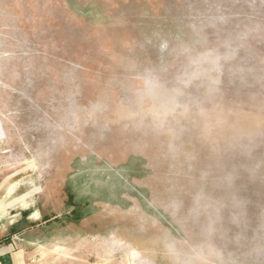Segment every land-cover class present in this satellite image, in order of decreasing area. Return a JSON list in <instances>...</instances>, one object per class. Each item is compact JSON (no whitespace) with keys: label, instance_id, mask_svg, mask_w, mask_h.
Returning a JSON list of instances; mask_svg holds the SVG:
<instances>
[{"label":"rangeland","instance_id":"obj_1","mask_svg":"<svg viewBox=\"0 0 264 264\" xmlns=\"http://www.w3.org/2000/svg\"><path fill=\"white\" fill-rule=\"evenodd\" d=\"M26 194V264H264V0H0Z\"/></svg>","mask_w":264,"mask_h":264},{"label":"crops","instance_id":"obj_2","mask_svg":"<svg viewBox=\"0 0 264 264\" xmlns=\"http://www.w3.org/2000/svg\"><path fill=\"white\" fill-rule=\"evenodd\" d=\"M11 188L12 185L9 186V189ZM15 205L17 208L26 210L27 216L24 219L4 220L2 217L7 213L6 207H14ZM38 215V210L35 208L33 199L28 194L16 198L15 204L0 203V264H26L27 259L24 257V250L19 247L18 241L26 238L25 236L30 226L27 221L32 222L37 220L39 218ZM23 220L26 222V226L22 223ZM64 250L68 251L67 248H64Z\"/></svg>","mask_w":264,"mask_h":264}]
</instances>
